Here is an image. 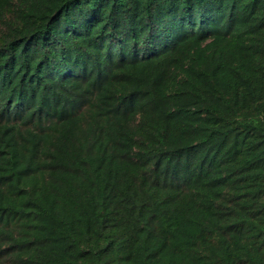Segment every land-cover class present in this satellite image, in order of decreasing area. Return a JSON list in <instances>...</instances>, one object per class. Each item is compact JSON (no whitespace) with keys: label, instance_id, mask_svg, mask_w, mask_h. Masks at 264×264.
<instances>
[{"label":"trees","instance_id":"trees-1","mask_svg":"<svg viewBox=\"0 0 264 264\" xmlns=\"http://www.w3.org/2000/svg\"><path fill=\"white\" fill-rule=\"evenodd\" d=\"M0 264H264V0H0Z\"/></svg>","mask_w":264,"mask_h":264}]
</instances>
